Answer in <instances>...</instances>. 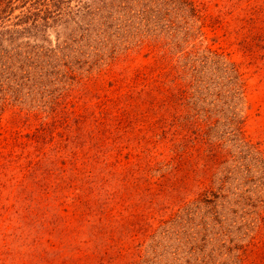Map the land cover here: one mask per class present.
Segmentation results:
<instances>
[{"label": "rangeland", "instance_id": "obj_1", "mask_svg": "<svg viewBox=\"0 0 264 264\" xmlns=\"http://www.w3.org/2000/svg\"><path fill=\"white\" fill-rule=\"evenodd\" d=\"M221 59L238 69L241 92ZM172 68L196 80V107L176 115L193 113L208 136L203 155L210 144L222 155L206 172L198 153L176 168L160 103L136 95L144 71ZM101 107L143 115L131 137L151 164L154 201L129 208L123 229L111 224L125 205L100 217L111 226L104 236L97 210L110 208L109 187L75 183L62 206L42 192L62 174L54 163L68 165L67 141L89 133ZM262 157L264 0H0V264H100L121 243L113 264H264Z\"/></svg>", "mask_w": 264, "mask_h": 264}, {"label": "trees", "instance_id": "obj_2", "mask_svg": "<svg viewBox=\"0 0 264 264\" xmlns=\"http://www.w3.org/2000/svg\"><path fill=\"white\" fill-rule=\"evenodd\" d=\"M213 56L216 60L220 57L216 52H213ZM221 60L224 69L230 73L231 78L229 81L234 84L233 94L238 91L241 92L244 81L238 69L234 64L226 62L223 59ZM154 70L144 71V77L138 76L142 83L136 95L146 93L147 98H145L144 104L147 103L154 106L155 103H160V107L157 109L164 112L160 116V126L163 127L162 139L171 142L172 148L170 151L174 154L172 159L175 161L178 159L179 161V165L175 164L176 168L178 169L179 166L185 165L188 158L195 157L198 153L203 159V168L206 172L214 167L219 158H221V152L216 149L217 146L210 144L207 147L209 153L206 152L203 155L205 151L204 145L209 143L207 141L208 136L197 124L195 126L194 122H196V119L193 113L187 112L185 116L176 115L181 107H190V109L191 107H196L192 100V93L188 92L193 83L196 82L195 75L190 73V78L186 80L185 72L178 68H172L171 71L163 74L152 75L154 74ZM148 76L151 78L147 80ZM153 90L155 91L154 93H152ZM153 94L162 95L158 97ZM136 95H132V93L126 94V100L131 101V103L133 102L130 107H136L138 101ZM121 101L119 99L117 104ZM101 108L97 121H95L93 129L89 133L82 132L81 129L77 138L75 137L67 141L66 146L72 153L68 165H65L63 162L60 165L56 162L54 163L62 171V174L56 177L54 185L52 183L44 185L42 192H45L54 200H61L60 205L62 206L65 205L64 201L69 197L68 189L72 188L75 183L81 184L82 191H91L97 185L101 188L105 186L109 187V191L106 192L105 196L108 197L106 198L107 205H111L110 208H100L97 210V215L99 216L97 224L99 230H97V233L104 236L112 225L114 230H116L123 229L128 224H132L129 220L133 213L129 208L133 209L138 206H144L147 202L152 204L154 201L152 199L151 178L148 176L151 164L145 157L140 155L141 150L138 149V145H141L140 139L139 144L137 145L136 143L133 147L135 140L131 137L132 132L136 130V126L138 125L136 121L138 122L139 118L144 119L143 115L137 118L133 117L131 110L128 109L129 107H124L120 111L109 115L108 107ZM167 112L170 117H166L168 115L166 114ZM171 114H174V116ZM240 128H236L237 134L241 133ZM177 140L179 141L178 143ZM148 152L149 149L147 150V154ZM255 152L260 155L257 149ZM262 160H264L263 157ZM50 170L51 168H49ZM188 178L189 176H186L181 180H188ZM72 198L74 201L77 200L73 204L72 211H75L78 207H81V203H77L78 197L74 196ZM81 198L83 199L84 197L81 196ZM82 205L85 206V209L82 211L87 215L90 207L86 203H82ZM118 205H125L119 211L120 215L116 220L117 222H123L112 223L111 226L100 224V217H103V219L108 216L113 218L114 208ZM75 206L76 209H74ZM123 210H129L130 214H122L121 211ZM125 245V243H121V247L115 248L116 255L114 257L108 256L104 252L100 256L102 260L100 264H103L105 258L106 262H112L113 264L127 250ZM69 260V258H66V261Z\"/></svg>", "mask_w": 264, "mask_h": 264}]
</instances>
